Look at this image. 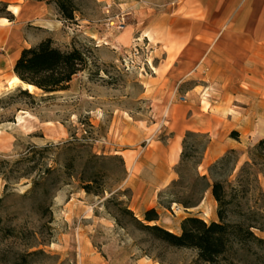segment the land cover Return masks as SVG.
I'll return each instance as SVG.
<instances>
[{"label": "rangeland", "instance_id": "1", "mask_svg": "<svg viewBox=\"0 0 264 264\" xmlns=\"http://www.w3.org/2000/svg\"><path fill=\"white\" fill-rule=\"evenodd\" d=\"M107 1L103 4L99 0H75L79 7L75 21L61 17V23L50 27L39 25L37 20L15 22L6 4H0V17L10 21L9 28L21 29L15 48L18 56L23 48L51 38L61 49L76 46L90 52L100 67L98 76L92 73L94 66L75 75L65 91L45 94L35 90L33 97L19 93L20 86H8L14 65L8 64L0 73V98L5 97L0 104V264H209L195 249L154 240L118 209L117 202H125L144 220L146 210L138 209L131 201L129 171L127 166L124 171L123 162L126 165L129 158L135 159L146 146H155L157 140L166 141L171 127L169 118L156 119L153 106L144 95V77L151 74L158 58L142 35L145 24L136 9L152 6L161 11L176 0ZM138 26L143 30H138ZM128 31L132 36L125 44L121 35ZM12 53L14 50L9 53L7 44L0 42V55L9 60ZM182 95L178 93L176 99L181 100ZM207 105H203L205 110ZM123 120L140 124L145 138L125 143V130L119 132ZM185 136L186 133L183 140ZM234 137L242 141V146L235 149L239 162L231 176L233 164L225 171H209L218 159L208 161L207 134L195 133L187 138V156L177 165V180L159 193L158 224L180 234L181 222L189 215L207 221L217 218L211 191H204L205 181L199 176L206 175L210 181L234 180L264 137V119ZM69 140L76 147L72 154L78 157L80 150L82 157L76 159L73 177L65 182L58 167L66 154L54 149L43 154L44 161L41 154L26 160L28 151L34 148ZM122 149H127L124 155ZM90 154L101 160L97 164L88 162ZM42 162L43 167L53 169L44 178L38 175V164ZM87 166L89 170H102L100 178L106 188L103 196L88 194L81 188L76 176ZM7 177L11 179L8 181ZM259 180L264 190L263 173ZM178 200L199 204L186 207ZM238 254L217 264H230L232 258L238 264H251L243 261L244 252Z\"/></svg>", "mask_w": 264, "mask_h": 264}, {"label": "crops", "instance_id": "2", "mask_svg": "<svg viewBox=\"0 0 264 264\" xmlns=\"http://www.w3.org/2000/svg\"><path fill=\"white\" fill-rule=\"evenodd\" d=\"M0 4L12 13L13 7L19 9L13 13L15 22L37 20L43 27L62 22L56 5L44 0H0ZM136 13L145 24L142 35L158 58L144 77V95L156 119L169 118L171 124L166 141L146 146L126 163L131 201L145 211L157 208L159 193L177 180L186 132L209 136L208 161L213 162L241 148L233 131L243 133L264 119V0H176L161 11L149 6L137 7ZM9 25L0 22V42L19 40L21 29ZM131 36V31L125 32L121 41L126 44ZM7 65L1 54L0 73ZM180 92L184 101L176 99ZM119 128L125 130V143L146 136L137 122L123 120Z\"/></svg>", "mask_w": 264, "mask_h": 264}, {"label": "trees", "instance_id": "3", "mask_svg": "<svg viewBox=\"0 0 264 264\" xmlns=\"http://www.w3.org/2000/svg\"><path fill=\"white\" fill-rule=\"evenodd\" d=\"M44 1L54 3L65 21H75L76 13L79 11L75 0ZM91 66H94L95 69L92 73L98 76L100 74L99 62L90 52L76 46L61 49L55 45L51 38H46L34 46L22 49L14 64L13 72L23 83L34 85L45 94H53L69 89L73 77L80 72L90 70ZM20 87L19 93L33 97V93L27 88ZM4 100L5 97L0 98V104ZM192 134L195 133L186 132L181 161H184L187 156L186 142ZM231 135H238V132L233 131ZM75 140L78 139L75 138ZM73 142L72 140L63 144L52 142L46 146L34 148L28 151L29 156L26 157V160L36 154H41L42 161H44L43 154H49L54 149L66 154L67 158L58 167L59 174L65 182L73 177L72 170L75 168L76 159L82 157L80 150L78 157L72 154V151L76 149ZM251 153L250 160L240 166L234 180L216 178L210 181L206 175L199 176L205 181L204 191L210 190L217 202L216 219L207 221L199 216L189 215L182 220V231L177 234L157 223L160 216L154 207L145 211L144 220L139 219L125 202H117L118 209L122 215H129L132 218L137 229L147 231L154 240L168 246L195 249L199 257L209 264L229 260L230 256L238 257L239 251L244 252L243 261L245 263L264 261V236L259 234V232L264 233V190L259 180V174H264V137L258 141ZM120 159L123 162V159ZM88 160V162L97 164L101 157L90 154ZM238 162L237 151L231 149L218 159L209 168V171L213 169L225 171L229 169L230 164H233L230 168L231 176L236 170ZM38 165L39 177L44 178L46 174L53 172L51 167H43V162ZM123 166L126 171L124 162ZM101 174L102 170L99 167L89 170L87 166L80 172V176L76 177L81 188L88 194L103 196L106 188L100 178ZM6 179L9 181L11 178L7 177ZM177 202L186 207H194L199 204H193L190 200H178ZM117 221L122 224L118 218ZM150 222L155 223L149 224ZM234 259L230 260V264H238Z\"/></svg>", "mask_w": 264, "mask_h": 264}, {"label": "bare ground", "instance_id": "4", "mask_svg": "<svg viewBox=\"0 0 264 264\" xmlns=\"http://www.w3.org/2000/svg\"><path fill=\"white\" fill-rule=\"evenodd\" d=\"M12 10H13V13L14 12L15 13H18L19 12V9L17 7H13ZM0 22H2L4 24H7L10 21L6 17H4ZM7 46H8V52L9 53L14 50V53H12L14 55H12L10 57V59L8 60V64L14 65L15 58L18 56L17 52H15V50H16L15 48L17 47L16 42L15 41L14 42H10L9 44H7ZM7 84H8L9 87L23 86V88H27L32 93H34L35 90H39L34 85H31V84H23V82L20 80V78L15 73L12 74V76L8 80V83ZM178 150H180V146H179Z\"/></svg>", "mask_w": 264, "mask_h": 264}, {"label": "built area", "instance_id": "5", "mask_svg": "<svg viewBox=\"0 0 264 264\" xmlns=\"http://www.w3.org/2000/svg\"><path fill=\"white\" fill-rule=\"evenodd\" d=\"M181 100L184 101V100H185V96H182V97H181Z\"/></svg>", "mask_w": 264, "mask_h": 264}, {"label": "water", "instance_id": "6", "mask_svg": "<svg viewBox=\"0 0 264 264\" xmlns=\"http://www.w3.org/2000/svg\"><path fill=\"white\" fill-rule=\"evenodd\" d=\"M23 84H25V83H23Z\"/></svg>", "mask_w": 264, "mask_h": 264}]
</instances>
